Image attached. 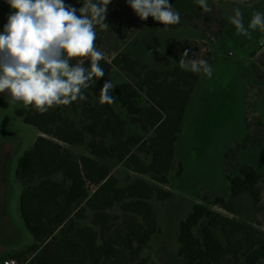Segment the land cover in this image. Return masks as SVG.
Wrapping results in <instances>:
<instances>
[{
  "label": "trees",
  "instance_id": "trees-1",
  "mask_svg": "<svg viewBox=\"0 0 264 264\" xmlns=\"http://www.w3.org/2000/svg\"><path fill=\"white\" fill-rule=\"evenodd\" d=\"M238 1L251 4L258 0ZM64 2L74 8L83 6V0H79L78 6H74V0ZM114 2L107 6L111 17L116 14L111 12ZM217 12L206 13L202 9L180 15V22L167 29H178L187 22L207 34L208 29L203 27L217 25L213 36L218 38L226 21ZM108 16L105 23L116 29ZM96 30L98 49L103 44V31L99 25ZM200 46L187 39L175 41L171 51L175 63L167 70L153 69L129 53L120 52L110 61L105 58L100 61L105 75L95 85L82 89L86 100L54 106L45 113L32 106L17 112L40 136L19 160L16 170V178L23 186L21 217L35 243L10 255L11 258L22 264H152L146 249L161 232L152 201L172 198V192L164 187L170 185L176 143L203 74L182 70L179 59L185 50L187 58L193 59V49H204ZM210 56L209 51L201 59L209 62ZM83 66L90 67V58H83ZM116 72L125 79L117 78ZM105 80L116 86L112 90L114 95L124 98L122 114L112 104L99 103ZM70 110L80 116L78 123L71 118ZM259 125L264 127L262 121ZM128 126L133 127L129 134ZM251 127L244 142L236 148L264 147V140ZM74 147H83L85 154L77 158L71 150ZM229 157L227 154L226 159ZM106 159L126 163L139 178L119 187L111 168L102 162ZM228 161L230 198L203 196L180 224L178 255L187 264L264 262V239L248 223L212 209L219 207L235 216L236 200L243 194L250 195L256 209H260L264 163L259 168L243 166L235 174L231 170L233 161ZM181 172L180 165L177 174ZM141 176L151 177L155 184ZM203 221L205 225L198 235L195 230ZM218 231L225 243L218 239Z\"/></svg>",
  "mask_w": 264,
  "mask_h": 264
},
{
  "label": "rangeland",
  "instance_id": "rangeland-1",
  "mask_svg": "<svg viewBox=\"0 0 264 264\" xmlns=\"http://www.w3.org/2000/svg\"><path fill=\"white\" fill-rule=\"evenodd\" d=\"M212 11L220 12L221 19L228 26L218 38L213 33L217 25H208L207 34L190 26L187 22L178 29H163L165 26L149 17L141 20L128 6L126 0H115L111 9L116 13L107 19L114 22L116 29H102L103 44L98 51L110 61L120 52H127L133 58L141 60L156 70H167L174 65L172 48L175 41L187 39L201 44L204 49H193V59H201L210 51L207 42L197 41L205 36L207 41L218 40L209 59L213 69L209 78L202 74L184 118L182 133L176 143V155L169 173L170 185L164 187L172 192V198L166 201L153 199L152 204L158 217L161 232L155 235L146 249L152 264H187L178 255V232L180 224L191 213L193 206L202 201L203 196L213 199L221 196L230 198V186L227 180L226 162L233 161L231 169L235 174L243 166L259 168L264 163V147L236 148L248 136L251 125L264 140V52L256 59L255 53L264 44V32L250 30V36L238 34L229 22L234 7H240L245 26L253 12H264V0L255 4H243L236 0H207ZM79 0H74L78 6ZM173 9L180 15L192 14L202 10L196 0H169ZM79 9V7L77 8ZM12 12L6 0H0V33L3 32L8 16ZM97 26V25H96ZM96 30V38L97 36ZM215 39H214V38ZM209 39V40H208ZM207 46V48H206ZM116 77L125 76L116 72ZM115 79V82H119ZM112 103L115 110L122 114V96L114 95ZM25 107L22 102L12 103L7 94H0V261L16 254L35 243L34 237L27 230L20 211L22 184L16 178L19 160L25 152L31 150L36 138L40 136L37 129L25 124L17 112ZM71 118L78 123L79 115ZM249 127V129H248ZM133 127H127L129 134ZM77 158L85 154L83 147L71 149ZM230 157L226 159V155ZM228 161V162H229ZM107 164L118 179V186L123 188L139 176L132 173L126 163L117 159L102 161ZM182 166L181 174H177ZM155 184L151 177L141 176ZM261 188V206L256 209L252 198L243 194L236 200L237 215H230L219 207L212 209L224 215L248 223L259 238L264 239V184ZM118 213V211H114ZM205 225L203 221L195 233L200 235ZM218 239L225 243L221 232ZM264 264V262L260 263Z\"/></svg>",
  "mask_w": 264,
  "mask_h": 264
},
{
  "label": "clouds",
  "instance_id": "clouds-1",
  "mask_svg": "<svg viewBox=\"0 0 264 264\" xmlns=\"http://www.w3.org/2000/svg\"><path fill=\"white\" fill-rule=\"evenodd\" d=\"M112 0H83L79 9L66 5L64 0H6L13 10L0 33V94L6 93L10 102H22L45 113L54 106L70 105L87 97L82 89L95 85L104 77L100 65L104 54L95 46L96 25L105 23L107 6ZM141 19L149 17L167 26L180 22L169 0H126ZM204 12H211L207 0H196ZM79 13V15H77ZM229 22L238 34L250 36V30L264 32V12H253L247 26L240 7L233 8ZM185 50L179 59L182 70L204 73L209 78L213 69L203 59H188ZM83 58H90V67L83 66ZM78 60L73 64L71 61ZM105 80L100 104H112L115 88Z\"/></svg>",
  "mask_w": 264,
  "mask_h": 264
},
{
  "label": "crops",
  "instance_id": "crops-1",
  "mask_svg": "<svg viewBox=\"0 0 264 264\" xmlns=\"http://www.w3.org/2000/svg\"><path fill=\"white\" fill-rule=\"evenodd\" d=\"M236 1H238V0H236ZM259 1V0H258ZM258 1H255V2H253V3H251V4H255V3H257ZM240 2V1H239ZM242 3V2H241ZM243 4H245V3H243ZM250 4V5H251ZM246 5H249V4H246ZM228 26V24H227V21H226V27ZM225 27V28H226ZM209 40V39H208ZM197 41H202V42H207L211 47L209 48L210 49V52L212 53V55H213V46L215 45V43L218 41L217 39L216 40H214L212 43L211 42H209V41H207V38L205 37V36H203V38H199ZM261 47V46H260ZM264 52V48H262L261 47V50H259L258 52H256L255 53V58L254 59H256V58H258L262 53ZM212 60V58L209 60V62ZM209 62H208V64H209ZM204 74V73H203ZM8 258H11L10 256L8 257Z\"/></svg>",
  "mask_w": 264,
  "mask_h": 264
},
{
  "label": "built area",
  "instance_id": "built-area-1",
  "mask_svg": "<svg viewBox=\"0 0 264 264\" xmlns=\"http://www.w3.org/2000/svg\"><path fill=\"white\" fill-rule=\"evenodd\" d=\"M114 6V5H113ZM260 46L264 48V44L260 43ZM0 264H22L15 258H5L0 261Z\"/></svg>",
  "mask_w": 264,
  "mask_h": 264
}]
</instances>
